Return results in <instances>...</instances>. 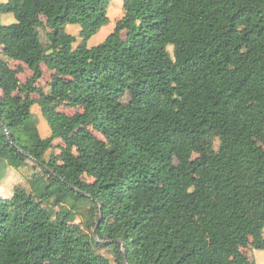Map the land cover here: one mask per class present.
Returning a JSON list of instances; mask_svg holds the SVG:
<instances>
[{"label":"trees","instance_id":"obj_1","mask_svg":"<svg viewBox=\"0 0 264 264\" xmlns=\"http://www.w3.org/2000/svg\"><path fill=\"white\" fill-rule=\"evenodd\" d=\"M110 1L0 2V183L41 170L0 195V264H255L264 0H121L88 47Z\"/></svg>","mask_w":264,"mask_h":264},{"label":"rangeland","instance_id":"obj_2","mask_svg":"<svg viewBox=\"0 0 264 264\" xmlns=\"http://www.w3.org/2000/svg\"><path fill=\"white\" fill-rule=\"evenodd\" d=\"M6 1L7 0H0V2H6ZM121 4H122L121 0H111L109 2L107 9L109 22L105 26L101 27L100 30L87 41L88 47L101 43L105 39V37L113 30L115 19L120 17L121 15ZM14 21L15 18L12 13L2 14L0 17V22L2 24H9ZM66 31L69 34L75 36L78 42L80 41L79 25H67ZM168 50L171 52L172 50L171 46H168ZM8 63L12 68H15L17 66H22L21 70H19L17 74L20 82H25L26 79H28L32 75L30 69L17 59H9ZM42 72L43 74L40 80L38 81V85L41 86L44 90H46L47 83L50 80L51 72L45 67V65H42ZM32 98L37 99L38 95L33 94ZM31 110L34 114V117H36L38 120L37 128L40 136L44 138L50 135L51 132L50 128L40 112L39 105L37 103L34 104ZM63 111L66 112L67 114L73 113V109L63 108ZM53 144L54 145L60 144V141L55 140ZM54 152L58 153L57 147L54 148ZM27 164H28L27 165L28 168H23L22 170H17V171L12 169L10 171V175L8 176V181L5 180V183L3 182L0 183V192H1L0 195L2 194L4 195L3 197H10L12 195L15 185H26L25 180L23 178L29 177L32 171L41 174V170L36 165H34L33 162L27 161ZM13 174L15 175L13 176ZM84 179L87 181H91V179L88 177H84ZM76 220L77 222H79L80 218L76 217ZM263 235H264V229H263ZM242 251L249 257L250 260H253L255 264H264V250L254 249L251 246H248L246 248H243Z\"/></svg>","mask_w":264,"mask_h":264}]
</instances>
